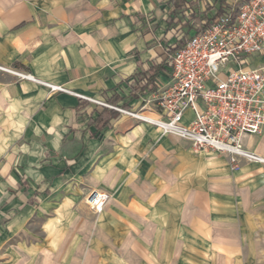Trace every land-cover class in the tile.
<instances>
[{
    "label": "crops",
    "instance_id": "obj_1",
    "mask_svg": "<svg viewBox=\"0 0 264 264\" xmlns=\"http://www.w3.org/2000/svg\"><path fill=\"white\" fill-rule=\"evenodd\" d=\"M241 1L0 0V67L157 118L143 107L171 80L169 50ZM153 66H162L155 91H137ZM263 66L255 57L252 67ZM106 110L118 115L103 128ZM244 147L264 158V132ZM253 171L263 195L262 164L234 169L153 125L0 70V264H210L193 243L216 241L214 258L257 264L243 260L238 216L227 213L228 178L243 183ZM93 191L112 195L101 214L86 202Z\"/></svg>",
    "mask_w": 264,
    "mask_h": 264
},
{
    "label": "built area",
    "instance_id": "obj_2",
    "mask_svg": "<svg viewBox=\"0 0 264 264\" xmlns=\"http://www.w3.org/2000/svg\"><path fill=\"white\" fill-rule=\"evenodd\" d=\"M200 26L193 25L181 49L169 50L171 80L145 100L143 108L151 107L157 118L113 107L30 74L0 70L38 83L51 94H69L153 125L163 137L185 141L195 153L226 156L234 169L243 161L264 165L263 157L244 147L246 137L264 132V66L252 67L255 57L264 55V0L236 3L208 28ZM111 199L109 192L93 191L86 202L101 214Z\"/></svg>",
    "mask_w": 264,
    "mask_h": 264
},
{
    "label": "rangeland",
    "instance_id": "obj_3",
    "mask_svg": "<svg viewBox=\"0 0 264 264\" xmlns=\"http://www.w3.org/2000/svg\"><path fill=\"white\" fill-rule=\"evenodd\" d=\"M193 11V10H192ZM190 13V12H189ZM176 19H180L182 22H186V18L183 17H177ZM183 31V30H181ZM178 34L179 31L177 32ZM185 33V31L182 32V34ZM189 36V35H187ZM198 154V153H196ZM210 158L216 157L217 155H208ZM213 168V166L211 167ZM256 174L253 171L252 172V177H254ZM257 178L254 177L249 180H245L243 183H241L240 180H236L235 183V176L232 174L228 178V182H230V191L231 192V200H230V211H227L228 214H231L230 216H234L237 214L238 218L236 219L237 221L239 220L240 222V227H241V235H242V251L244 253V261L246 260L249 262L251 260V256H255L258 260L257 264H264V193L263 195H260V193L254 194V192L257 190L256 188L260 185V181H256ZM221 181L220 178H217L215 176L211 177L210 179V191L215 195V197L219 196V191L222 189L221 186H219V182ZM232 182V183H231ZM254 187V188H253ZM237 188V191H236ZM242 190H238L241 189ZM251 189V190H250ZM261 189H259L260 191ZM250 191V192H249ZM258 191V190H257ZM237 192V193H236ZM236 195V196H235ZM237 198V200L235 199ZM243 199V206H242V212H240V204L238 202H241ZM220 208V207H217ZM212 219L216 220L217 222L214 223L216 226V234L221 233L220 228L223 227L219 222L222 219L220 216H214ZM234 220V219H230ZM216 243L220 244L223 242L221 241H216ZM214 246L204 244V243H199V242H194L193 246L195 247V250H192V254L199 253L200 249L202 248L206 252V261L210 262V264H228V262L223 258L217 256V258H214V251L218 249V244L213 243ZM205 246V248H204ZM193 247V248H194ZM199 248V249H198ZM199 250V251H198ZM216 252V251H215ZM210 255V256H209ZM186 259L180 258V264H186ZM202 264L199 259H195L194 262H191L190 264Z\"/></svg>",
    "mask_w": 264,
    "mask_h": 264
},
{
    "label": "trees",
    "instance_id": "obj_4",
    "mask_svg": "<svg viewBox=\"0 0 264 264\" xmlns=\"http://www.w3.org/2000/svg\"><path fill=\"white\" fill-rule=\"evenodd\" d=\"M225 0H222V2ZM223 13L220 10L217 14L216 17H213L211 19H208L207 22L201 24L200 26V30H204L206 28H208L209 26L212 25V23L217 19V17L221 16ZM196 15H193V18L191 19V23H193L194 21H196ZM185 41L181 42L179 45H177L176 47H174L172 49L173 52L179 50L182 48L183 44ZM166 64V63H165ZM162 69V66H153L151 68V70L149 71V74L146 76H144L143 78L146 80V86L143 88H138L137 91L139 90L140 92L144 93V92H150V91H155V78L158 74V72ZM138 84V81H137ZM136 91V88L135 90ZM135 96H137V93L134 94ZM118 113L115 111H108L106 110L103 114H101L100 118H99V125L103 128L107 127L108 124L110 123L111 120L117 118Z\"/></svg>",
    "mask_w": 264,
    "mask_h": 264
}]
</instances>
